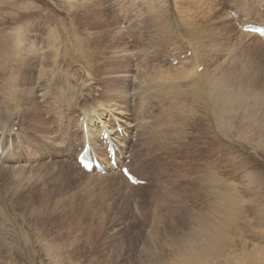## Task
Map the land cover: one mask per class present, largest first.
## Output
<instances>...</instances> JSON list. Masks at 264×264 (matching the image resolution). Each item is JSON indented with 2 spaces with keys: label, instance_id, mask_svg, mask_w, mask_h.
<instances>
[{
  "label": "rangeland",
  "instance_id": "1",
  "mask_svg": "<svg viewBox=\"0 0 264 264\" xmlns=\"http://www.w3.org/2000/svg\"><path fill=\"white\" fill-rule=\"evenodd\" d=\"M191 1L96 0L89 6L86 2L85 9H81L83 4H80V0H0V140L2 137L5 138L0 143V151L3 153V145L8 143L7 136H12V153L22 157L25 164L24 168H15L6 157L3 163L0 162V264H161L156 258L159 257L161 260L170 254L171 249L167 248V245L170 244L171 235L166 234V230L171 226H180L179 220L188 210L194 214L199 212L200 205L197 206L196 199L199 201L208 196L205 187H195L182 181H174L163 187L157 186L158 182L150 184L148 178V184L143 180L144 187L140 183L138 187L134 185L130 188L121 180L119 174L101 178L97 175L88 176L90 172H87L88 175H81L77 167L71 166L75 157L70 147L72 139H63L62 132L59 131L61 127L57 123L58 107L64 102L57 96L59 90L55 83L57 82L59 86H70L68 80L70 79L71 85H74L82 96L79 102L85 105L95 99L107 102L105 89L112 99L123 102L122 95L112 94V89L118 87L121 81L113 84L105 81V85L100 88L85 84L92 76L91 74L86 76L90 71L86 63L77 58V55L83 58L79 53V45H82L85 37L95 30L103 31L106 41H113L116 45L130 42L133 44L137 36L143 32L144 35H148L143 47H147L145 50L149 51L152 57L166 59L165 54L169 48L171 55L179 59L181 55L187 56L190 49L187 46V38L178 39L183 36L181 31L187 32L186 19L189 15L187 13L190 15L197 13L198 16L194 14L195 17L191 15L190 18L189 15L188 22L192 28L200 26L198 29H204L205 45L209 46L206 48L207 58L202 64L204 72L207 73L208 69V76L212 78L208 79L212 97L207 99L205 107L208 111L216 113L207 116L206 124L208 127L219 126L222 138L220 144L222 149L218 153L210 143L209 137L194 145L198 150L193 147L190 152V158L193 159L192 172L194 169L199 171L205 167L207 169L209 167L210 171L218 169L222 172L219 174L225 179L226 184L221 210L223 217L220 223L215 228L211 226L212 231L208 229L210 225L208 226L207 237L200 236L203 228L198 237L192 233L190 244L198 253H202L206 245H210L212 254L217 252L211 256L210 250L208 252L209 246H206L211 257H207L201 264H264V259L254 254L255 249L264 253V103H260L258 99L242 97V92L250 93L257 86L264 94V44L251 48L254 46L253 43L251 46L248 45L252 42L251 38L245 39V36L240 34L239 27V24L251 20L264 23V15L256 8L246 15L244 12L241 13L239 7L244 8L243 4L248 3L244 0ZM231 1L235 5V1L240 4L237 5L238 9ZM180 2H183V6L186 4L185 9ZM186 7H189L188 12ZM182 9L186 13H183ZM230 11L237 12L238 17L232 16ZM218 15L220 17H216ZM197 17L203 22L197 20ZM137 20L148 21L150 25L137 29ZM218 21L219 25L216 23ZM209 23L213 26L211 27ZM20 25L21 28L17 31ZM75 25L80 28L77 27L79 34ZM134 25L135 28H132ZM215 25L221 31L213 29L216 28ZM19 31H23L22 35L18 34ZM51 36L56 39L53 40ZM60 41L70 45L67 48L71 53L66 60L62 57L65 55L63 47H55ZM234 41L237 45L241 41L239 48L234 45ZM43 42L46 44L53 42L55 45L52 47L59 49V57L62 59L58 64L53 61L54 57L50 52L46 51L47 48L42 47L46 45ZM38 43L41 49L45 50L44 59L47 62L45 64L44 60L43 66L46 69V76L39 81L41 83L39 85H42L41 91H44L45 95L42 99L36 94L29 96L22 89V86L31 87V84H34L35 72L37 73L39 69V64L33 63L34 66L30 68L24 66L26 59L24 47L29 45L33 47ZM92 43L89 45L94 50L96 47L102 48V42ZM245 49L248 50L246 55L241 52H247ZM47 56H51V59ZM26 57L29 59L31 55ZM177 62L178 60L175 63ZM68 63L73 65L69 66ZM162 63L164 62L156 66ZM214 66L219 69H215ZM58 68H61L59 74L56 73ZM64 69L66 73L71 71L72 75L75 70L80 74L75 71L74 76L70 74V77ZM62 71L65 75L61 74ZM103 72L99 74L103 75ZM222 74L227 81L226 88L228 91L232 90V94H228L230 91L228 92L226 88L221 89L216 85L217 78L214 79L213 76L220 77ZM250 74L256 79L249 77ZM238 75H243V78ZM247 78L249 79L245 80ZM136 79L134 78V81ZM251 84L255 85L251 86L252 89ZM234 87L239 90L235 88L233 92ZM151 91L153 90H150V96ZM238 91L241 92L239 95ZM136 95V92L132 93V96ZM262 101L264 102V99ZM219 102L217 108L215 103ZM30 106L33 109H30ZM76 124V119L71 121V126ZM192 132L195 133L194 127ZM62 139V146H59L58 142ZM201 148H204V151ZM59 152H63L62 155H59ZM70 152L72 158L69 156ZM127 162L129 163L130 159ZM212 163L216 166L214 167ZM4 164L5 167H1ZM217 165L220 166L217 168ZM136 172L147 178L149 167L143 165V168H137ZM227 183H230V187ZM184 206L186 208L178 209ZM208 213L211 214L210 211ZM59 245L63 248L62 253L54 247ZM54 248L55 250H52ZM63 252L64 257L61 255ZM68 254L72 257L68 258ZM67 259L72 260V263Z\"/></svg>",
  "mask_w": 264,
  "mask_h": 264
},
{
  "label": "bare ground",
  "instance_id": "2",
  "mask_svg": "<svg viewBox=\"0 0 264 264\" xmlns=\"http://www.w3.org/2000/svg\"><path fill=\"white\" fill-rule=\"evenodd\" d=\"M70 1H76V0H70ZM94 1H96V0H80V4L81 5L83 4V7L81 6V9L82 8L85 9L84 4L86 2H87V5L89 6ZM244 1H246L248 3L243 4L244 8H242V6L239 7V11H241V13L244 12V14L246 15L247 13H250L253 8H256L257 10H259L261 12L262 15H264V0H244ZM196 2H198V1H196ZM231 2H233V1H231ZM182 3L183 2H180V4H182ZM235 3H236V5L233 2V4L235 6H237V5L240 6V4H237L238 2L235 1ZM242 3H241V5H242ZM80 4H79V6H80ZM185 5L186 4L184 3V6ZM230 5H232V4H230ZM79 6H78V8H79ZM182 6H183V4H182ZM184 6L182 8H184ZM187 6H188V4H187ZM238 6L236 7L237 9H238ZM188 8L189 7H186V9H187L186 12H188ZM184 9H182V10H184ZM199 9H201V8H199ZM240 9H242V10H240ZM136 10H138V9H136ZM178 10H179V8H178ZM182 10L179 11L180 14L182 13ZM243 10H247V11H243ZM192 11L195 12L194 10H192ZM186 12L184 10L183 13H186ZM201 12H205V11L203 10ZM187 14L190 15V13H187ZM187 14H186V16H187ZM194 14H191V15H194ZM154 15H156V14L154 13ZM191 15H190V18H191ZM195 15H194V17H195ZM213 15H214V12H213ZM184 16H185V14H184ZM188 16L186 19L187 32L184 33L183 31H181L183 36H180V38H178V39H181L184 37L187 38L186 41L188 44L187 46L190 47V49H189L190 53L188 52L187 56L181 55L179 59L174 58L173 55H171V53H170L171 49H169V48H167L168 52H166V54H165L166 59L161 60L158 57H152L151 53L149 51L145 50L147 47H143V45L148 40V35L147 36L144 35L143 32H141V31H139V32H141V35L139 34V36H137L136 41L133 42V44L130 42V43H126V44L120 43V44L116 45V43H114L113 41L108 42V41H106V37L104 35V32L103 31H97V30L92 32L89 36L85 37L86 40L84 39L83 44L82 45L80 44L79 48H78V49H80L79 53L81 54V56L83 58H80L77 55V58L79 60H81L83 63H86V65L90 71L89 74H87L86 76L88 77L90 74L92 76V79H88L87 81H85V84L90 85V86L95 87V88L96 87L100 88V86L105 85V81H107L108 83H112V84L115 83L116 81H121V84L118 87H115L112 89V94L115 96H121L122 95L123 96V102L118 101L116 99H112L110 96H108L107 91L105 89L104 93H105L106 99L108 100L107 102H105L102 99H100V100L95 99L90 104L85 105V104L79 102L80 99H82V96L75 89L74 85H71L72 81L70 79H68L70 86L69 85L67 86L64 84H63L64 86H59V84L57 82L56 83L54 82L56 85H58L59 91L57 93L58 94L57 96L61 99V101H63L65 103V105H63L64 104L63 103L62 105H60V107H58V118H57L58 122L57 121L56 122L61 127V129L59 130L62 132L61 137L63 139H65V138L72 139L70 147H71V150H73V152L75 153V157H74V161H73L74 165L73 164L71 165L70 163L69 164L71 166L77 167L78 172L82 173L81 175H83V174L88 175V174L85 170H83L81 168V166L77 162L78 155L81 153V151L83 150V148L87 142L90 144L92 142V145H91L92 146V152H94L97 155L98 159L102 162L106 172H105V175H102L99 173L96 174L97 173L96 171H92L88 176L97 175L98 177L101 178L104 176L112 177V176H116L119 174L121 177V180L124 181V183H126L127 185H129L130 188H131V186L135 185V184L132 185V183L124 176V174L122 173L120 168H115L111 164L110 159H109V155H108V151H107V147H108L109 143L112 142L115 144V149L117 151L116 161H117L118 165L120 167H122L123 165L128 166L133 174H135L141 180H146L147 184H148V178H149L150 184L151 183L155 184L158 182L157 186H163V187L168 186L169 184L173 183L174 181H182L185 183H190L195 187H205V191H206L208 196L203 197L199 201L196 199V202H198L197 206H198V204L200 205V208L198 210L199 212L194 214L192 211L186 210L187 211L186 215L182 216L183 218L179 220L180 226H171L170 229L166 230L167 231L166 234L171 235L170 244L167 245V248L171 249V252H169L170 254L168 256L161 258V260L159 257L156 258V261H160L161 264H164V263H166V264H168V263L182 264L183 262H189L192 264L193 263L201 264L202 261L207 260L206 259L207 257L210 258L212 255H215L217 253V252H215L216 249L214 250L215 254H212V252L210 250L211 249L210 245H206V246L207 247L209 246L208 252L210 250L211 256L209 253H207V250H206L207 247L206 246L204 247V250L202 253H198V252H196V249L190 244V242H191V238H192V233L194 235H197V237H198L200 230L202 228H203V230H202L200 236L203 235V236L207 237L208 236L207 230L210 229L212 231V229H213L212 227L214 226V228H215L220 223L221 218L223 217L221 210L223 209V206H222V204H223V193L225 191V188H226L225 185L226 184H224L225 179H222L223 177L221 178V176L219 174L222 172H219L218 169L210 171V170H208L209 167H208V169L206 167L202 168V169L199 167L200 170H202L201 172H200V170L196 171V169L193 168L195 171L192 172V165L193 164H191L192 163L191 161L193 159L191 160V158H190L191 149L193 147L195 148L197 143H199L201 141L203 142V140L206 137L207 138L209 137L210 143L213 145L214 149L218 153L219 150L222 149V148L220 149V144L222 142L221 141L222 138L219 134V133H221L219 126L215 127L214 125H212V126L208 127L206 124L207 116L211 113L212 114L216 113V112L208 111L205 107V105L207 103V99L212 97V94H210L211 88H210V85L208 84V79H212V78H210L208 76L209 75L208 69H207V73L204 72V66L202 64V62L204 63V61L207 58L208 54H207L206 50L208 49L207 47H209V46L206 47V45H205L204 29H201V30L198 29V28H200V26H196V28L194 27L196 30L194 28H192V25H190V22H188V19H190V18H188ZM196 16H198V15H196ZM201 16H205V15H201ZM216 17H220V16L218 15ZM243 17L245 18L246 16H243ZM202 18H205V17H202ZM212 18L215 19L213 16H212ZM193 19H196V18H193ZM205 19H203V20H205ZM197 20L202 21V20H200V18H198ZM218 20H220V19L218 18ZM247 20H249V19H247ZM191 21H193V20H191ZM194 21H196V20H194ZM243 21H245V20H243ZM257 21L258 20H256V21L251 20V21L244 22L242 24L241 30H240V32H241L240 34L244 35L245 39L250 40V38H251L252 42H251V44H248L251 46L253 43L254 46L251 48H255L259 44H264V40L263 39L261 40L256 33L243 31L242 27L244 25H248V24L264 26V23H260ZM212 22H214V21H212ZM219 22L220 21H218L216 23L218 24ZM196 23H194V24H196ZM199 23L200 22H198V25H199ZM75 24H76V22H75ZM221 24H223V23H221ZM81 25L82 24L80 23V25H79L80 28H81ZM137 25H138L137 29H143L144 27H146L147 25H150V24L148 21L140 22L139 20H137ZM209 25H210V23H209ZM231 25H232V23H231ZM135 26L136 25L132 26V28H135ZM202 26H204V25H201V27ZM210 26L212 27L213 25H210ZM77 27L78 26H76V29H77L76 32L79 34V31H78L79 27L78 28ZM211 27H209V28H211ZM214 27H216V25ZM20 28H21V25L17 28V31L20 30ZM220 28L225 29L223 27H220ZM213 29L216 30L218 28L216 27ZM209 30H211V29H209ZM209 30H207V31L209 32ZM218 30H220V29H218ZM224 31L226 32L227 30H224ZM22 32L23 31H21L18 34L22 35ZM214 32H213V34H215ZM242 35H241V37H243ZM53 38H54V36L52 37V39ZM55 39L56 38H54L53 40H55ZM211 39H212V37H211ZM208 40H209V38H208ZM208 40H207V42H208ZM242 40L243 39H241V41ZM235 41H234V45L237 43V41H236V43H235ZM241 41H239L238 45L236 44L237 46L236 45L235 46L239 48V44L241 43ZM45 42H43V43L46 44ZM60 42L58 43V46L53 44V42H50V44L47 42L48 44H46L45 46H42V47L47 48L46 51H49L50 55H52L54 57L53 61L56 64H58L62 58L59 57V55H60L58 53L59 49H56L55 47H59V48L63 47V50H65L63 53L65 55L64 56L62 55V57H64V60H66L68 58V56H70V53H71L69 51V49L67 48V46L68 47L70 46L69 43L66 44L65 42H62V41H60ZM92 42H102L103 45H102V48L100 47L101 50L99 51L100 48H97V47H96V50H94L93 47H91L89 45V43H92ZM106 42H108L109 44L108 43L104 44ZM247 42L250 43V41H247ZM70 43H71V41H70ZM213 43L215 44V42H213ZM244 43H245V41H244ZM30 44H31V42H30ZM32 44H33V42H32ZM64 44H65V46H63ZM206 44H208V43H206ZM219 44L221 45V42ZM25 45H28V44H25ZM35 45L38 47H36V46L32 47L30 45L27 47H24L26 50V51H24V56L26 58L24 61V66L26 68H28V67L30 68V67L34 66V64H39V66H38L39 69H38L37 73L35 72V75H36L35 79L33 78L34 84H31V87L30 86L26 87V85L22 86V89L25 93L29 94V96L36 94L42 99V98H44L45 95L43 94L44 91H41L42 85H39V84H41V83H39V81L42 79L43 76L44 77L46 76L45 75L46 69L43 66H45L44 60H45V64L47 62H46V59H44L45 50L41 49V46L39 43L35 44ZM54 45H55V47H52ZM226 46H227V44H226ZM71 47H73V46H71ZM52 48H54V50ZM232 48L234 49V47H232ZM66 50H68L69 52H66ZM245 50L247 52L241 51L242 54L248 53V50L247 49H245ZM174 51H176V50H174ZM253 51H255V50H253ZM250 53L253 54V52H250ZM179 54H181V52ZM26 55H28V56L31 55V58L28 59L26 57ZM247 55H251V54H247ZM260 55H262V54H260ZM47 57H49V56H47ZM47 57H45V58H47ZM49 58L51 59V56ZM55 58H56V61H55ZM183 58H185V60H183ZM36 60H38V62ZM176 60H178L177 63H175ZM196 60H200V61H196ZM34 61H36V62H34ZM61 62H63V61H61ZM161 62H164V63L156 66V64L161 63ZM67 65L71 66L73 64L68 63ZM133 65H134V68H133ZM35 66H36L35 68L37 69V65H35ZM211 66H213V65H211ZM216 66H218V65H216ZM216 66H214V67H216ZM46 67H49V66H46ZM60 67L62 68L61 64H60ZM61 68L57 69L58 70V72L56 71L57 74H59V71H61ZM66 68H67V66H66ZM73 68H74V66H73ZM132 68H133V71H132ZM69 69H67V70H69ZM215 69H219V67H216ZM65 70L66 69H64V71ZM93 70L95 72H93ZM64 71H62L61 74ZM75 71L73 72L74 74H75ZM77 71H76V73H79ZM101 72H103V75L99 74ZM239 72H240V70H239ZM242 72L244 74V71H242ZM65 73H66V71H65ZM135 73H136V77H135ZM31 74H32V72H31ZM66 74L67 75L69 74L68 76H70L71 71H70V73H66ZM74 74L73 75L71 74V75L74 76ZM62 75H65V74L63 73ZM257 76H258V74H257ZM213 77H214V79L217 78L216 79V85L219 86L221 89H224L227 87V85H226L227 81H226L223 74L220 77H216V76H213ZM239 77L243 78V75L239 76ZM249 77H254V76L253 75L251 76V74H250ZM134 78H137V79L134 81ZM61 79H62V77H61ZM248 79L249 78H247L245 80H248ZM254 81H256V80H254ZM250 83H253V82H250ZM228 85H230V84H228ZM240 85L243 86V84H240ZM230 86H228V87H230ZM251 86H255V85L251 84L250 88H251ZM236 87H234L233 92L235 91ZM44 88H46V86ZM52 88H54V87H52ZM52 88H51V90H52ZM246 88H245V90H246ZM151 89L153 91H151L152 94L150 96L149 93H150ZM226 89L228 91V88H226ZM232 89H233V87H232ZM236 89L239 90L238 88H236ZM49 90H50V88H49ZM243 90H244V88H243ZM259 90L260 89H258V86H257L255 88V90L250 91V93L246 94L247 91L245 93L242 92L243 93L242 97L244 96V99L247 97H248V99L249 98H253L256 100L258 99V100H260V103H264L263 101L261 102V100L264 99V94H263V92H261ZM231 91L228 94H232ZM241 91H242V89H241ZM133 92H136L137 95L132 96ZM224 92H226V91H224ZM48 93H50V92H48ZM240 93L241 92L238 91V95ZM233 95H234V93H233ZM49 97H51V96H49ZM133 98H136V99L133 100ZM242 100H243V98H242ZM61 101H60V104H61ZM89 101H90V99H89ZM44 102H46V101H44ZM244 103H245V101H244ZM219 105H220V102L215 103V106L217 108L219 107ZM29 108L33 109L32 106H30ZM28 117H29V115H28ZM74 119H76L77 124H76V126H71V121H73ZM85 123L87 124V130H88L87 133H86L85 128H84ZM117 126L121 127L123 131L118 132ZM193 127L195 129V133L192 132ZM10 130H12V129H10ZM105 132L109 133V138H107V139L103 138V135L105 134ZM208 133H211V134L208 135ZM50 134H51V132H50ZM47 135L48 134H46V136ZM7 137H8V143L6 145H3V153L0 151V162L3 163L4 159L6 157L10 160L9 163L11 165H13V167L24 168L23 166L25 164H24L23 158L22 157L20 158V156L17 157L16 155H14L12 153V151H13L12 136L8 135ZM4 139L5 138L2 137L0 140V143ZM63 139H62V141L58 142L59 146H62ZM195 149H197V148H195ZM201 149L204 151V148H201ZM62 153L63 152H61V153L59 152L58 154L62 155ZM69 156L72 158V152H70ZM201 156H202V154H201ZM193 157H195V156H193ZM64 159H66V158H64ZM129 159H130V162L128 163L127 161ZM197 159H198V157H197ZM63 162H64V160H63ZM63 162H62V164H65ZM217 162L219 163V161H217ZM59 163H61V161ZM218 163H216V164H218ZM219 164H221V163H219ZM143 165L149 167V173L146 174L147 178L140 176L136 172V169L140 168V167L143 168ZM208 165H209V163H208ZM202 166H203V164H202ZM213 166H214V164H213ZM218 166H220V165H217V168H218ZM1 167H5V164L1 165ZM212 169H213V167H212ZM145 170H147V169H145ZM145 170H143L144 171L143 173H145ZM141 172H140V174L144 175ZM143 184H145V183H143ZM227 184H229L228 187H230V183H227ZM141 185H142V183H141ZM135 186L138 187V184ZM142 186H139V188ZM143 187H142V189H143ZM8 188H9L8 192H10V186ZM177 206H178V204H177ZM184 208H186V206L179 207L178 209H184ZM208 211H210V213H211L210 215H209ZM214 218H215V220H213ZM209 225H210V227L211 226L212 227L208 228ZM60 246L61 245H59L57 247L54 246V247L58 248L59 249L58 251H60L62 253L63 248H61L62 246L61 247ZM212 246L214 247L215 245L212 244ZM65 247L66 246H64V248ZM55 248L52 250H55ZM205 250H206V252H204ZM255 250H254V254L257 257L264 259V253H261L262 251H258V250H256L257 251L256 252ZM212 251H213V248H212ZM66 252L68 253V251H66ZM70 254H72V253H70ZM61 255L64 257V252ZM65 255H67V254H65ZM155 255H157V254L155 253ZM67 257L70 258L72 256H70L68 254ZM154 259H155V256H154ZM67 260L69 262L71 261V263H72V260H70V259H67Z\"/></svg>",
  "mask_w": 264,
  "mask_h": 264
}]
</instances>
